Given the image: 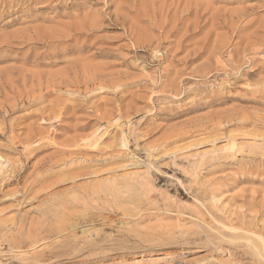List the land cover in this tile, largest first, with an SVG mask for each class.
Masks as SVG:
<instances>
[{"label": "rangeland", "instance_id": "rangeland-1", "mask_svg": "<svg viewBox=\"0 0 264 264\" xmlns=\"http://www.w3.org/2000/svg\"><path fill=\"white\" fill-rule=\"evenodd\" d=\"M258 236L264 0H0V264H264Z\"/></svg>", "mask_w": 264, "mask_h": 264}, {"label": "bare ground", "instance_id": "bare-ground-1", "mask_svg": "<svg viewBox=\"0 0 264 264\" xmlns=\"http://www.w3.org/2000/svg\"><path fill=\"white\" fill-rule=\"evenodd\" d=\"M227 228V227H226ZM244 232V231H243ZM258 238H259V241H261V243H262V245H263V252H264V240H263V238L261 237V236H258ZM246 242H248L249 244H251V241L250 240H248V241H246ZM263 258H264V256H263Z\"/></svg>", "mask_w": 264, "mask_h": 264}]
</instances>
